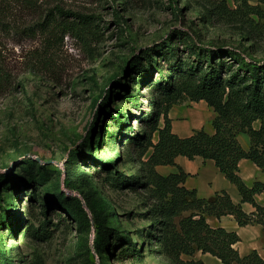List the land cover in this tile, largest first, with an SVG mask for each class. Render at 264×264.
<instances>
[{
  "label": "rangeland",
  "instance_id": "rangeland-1",
  "mask_svg": "<svg viewBox=\"0 0 264 264\" xmlns=\"http://www.w3.org/2000/svg\"><path fill=\"white\" fill-rule=\"evenodd\" d=\"M175 1L176 7L174 0H0V219L8 218L14 227L12 234L0 225V251L9 264H91V258L94 264H181L152 250L153 240L150 247L141 235L149 228L147 210L156 203L152 187L121 186L111 171L128 176L146 166L127 145L106 141L110 121L97 109L111 92V109L123 106L135 115L127 123L131 131L124 133L135 131L146 90L138 89L139 107L122 104L114 81H127L142 50L160 44L176 29L198 33L205 43L235 48L246 58L264 59V0ZM54 6L94 16L96 33L87 39L66 33L60 43L44 44L35 23ZM43 62L47 66L40 69ZM89 145L94 158L113 162L111 170L85 157ZM28 159L35 168L27 169ZM68 161L77 173L83 172L73 178L74 187L89 195L96 211L107 215L106 224L128 237L138 255L124 251L126 245L119 241L114 249L96 254L92 230L56 206L59 192L81 198L64 182ZM14 174L30 179L29 185L14 183ZM189 212L173 218L177 230L179 218ZM179 259L188 260L185 255Z\"/></svg>",
  "mask_w": 264,
  "mask_h": 264
},
{
  "label": "trees",
  "instance_id": "trees-1",
  "mask_svg": "<svg viewBox=\"0 0 264 264\" xmlns=\"http://www.w3.org/2000/svg\"><path fill=\"white\" fill-rule=\"evenodd\" d=\"M176 6L174 0L173 7ZM256 12L259 15L258 10ZM260 15L264 17V11ZM3 23L0 17V32L4 27ZM94 25L92 15L54 6L35 23L34 30L44 35V44L51 46L60 43L66 33L87 39L89 35L96 33ZM33 55L39 57L36 53ZM44 62L40 63V69L46 68L47 64L44 65ZM3 68L0 56V74ZM29 68L34 72L33 65ZM132 68L133 74L127 81L124 78L115 79L114 85L119 91L114 94L122 104L130 103L139 107L141 97L138 89L143 86L146 90L145 108L137 114L138 125L135 131L132 134L124 133L126 129L131 131L127 123L135 115L123 106L111 109L108 104L111 92H108L106 101L97 112L102 110L101 116L107 114L110 121L111 128L104 131L106 141L127 145L137 153V161L146 166L145 171L138 169L134 175L123 176L116 170L111 172L115 173L113 179L121 186L133 190L152 187L149 192L156 198V203L147 210L149 228L145 233L140 232L145 235L148 246L151 247L153 240L152 250L167 255L171 261H182L181 264H202L192 259H179L180 255L191 256L197 250L217 257L222 264H264L255 251L246 256L238 254L234 248L239 240L235 232L221 227L212 228L205 220L207 215H232L239 225L257 223L262 225L264 231V206L257 205L253 199L255 193L264 191V183L255 182L249 188L237 173V163L241 158L249 159L264 169V59L246 58L235 48L205 43L198 33L176 29L160 44L142 50L141 55L135 58ZM126 82L130 83V88ZM185 100H203L212 108L215 113L211 122L214 129L212 134L199 129L190 136L179 137L171 132L167 112L173 104ZM256 121L258 127L254 128L253 123ZM240 132L246 133L250 139L247 150L236 139ZM98 135L97 146L101 141L100 134ZM87 147L89 153L84 155L88 160L94 165L99 164L106 170H111L113 162L94 158L91 151L93 146ZM70 154L78 156L74 151ZM177 155L189 159L200 156L213 160L225 177L236 186L242 201L255 207L254 213H244L225 192L216 193L211 199L197 197L194 190L183 186L186 174L181 170L167 176H161L154 170L156 165H173ZM145 156L146 159H143ZM77 158L78 163L79 157ZM26 163L27 169L36 167L34 161L28 159ZM74 168L70 161L63 168L64 182L72 189H76L73 178L83 174L77 173ZM67 174L69 175L66 177ZM13 177L14 183L19 182L23 187L29 185L30 179L24 175L14 174ZM15 189L18 190L17 185ZM76 190L81 198L64 197L59 192L54 202L76 218L80 227L92 230V249L95 253L100 255L107 247L114 249L119 241L126 245L124 251L133 256L138 255L139 250L128 237L117 234L115 229L106 224L107 215L96 211L89 195ZM46 211L47 206L43 205L42 212L45 214ZM182 211L190 212L179 218L177 230L173 218ZM0 225H7L8 231L14 233L13 224L8 218H1ZM91 260V264H94L93 258ZM9 263L10 259L0 251V264Z\"/></svg>",
  "mask_w": 264,
  "mask_h": 264
},
{
  "label": "crops",
  "instance_id": "crops-1",
  "mask_svg": "<svg viewBox=\"0 0 264 264\" xmlns=\"http://www.w3.org/2000/svg\"><path fill=\"white\" fill-rule=\"evenodd\" d=\"M214 116L215 113L212 108L203 100H185L173 104L167 112L171 132L179 137L190 136L193 131L199 129L212 134L214 129L211 122ZM160 125H162V122ZM253 126L257 128L258 122H254ZM236 139L244 150L249 148L250 139L246 133H238ZM237 167L238 176L245 186L250 188L255 182L264 183V169L259 168L251 160L241 158L237 163ZM154 170L161 176L175 174L181 170L186 174L183 186L188 190H194L197 197L211 199L216 193L225 192L231 201L239 205L247 215L255 211L252 204L242 201L236 186L225 177L224 173L218 169L211 159H203L200 156L189 159L186 156L177 155L174 158L173 165H156ZM253 199L257 205L264 206V191L255 193ZM205 220L212 228L221 227L237 234L239 240L234 244V248L240 256H246L251 251H255L264 261V231L262 225L257 223L239 225L232 215L220 217L207 215ZM186 259L200 261L202 264H222L217 257L198 250L191 256H186Z\"/></svg>",
  "mask_w": 264,
  "mask_h": 264
}]
</instances>
